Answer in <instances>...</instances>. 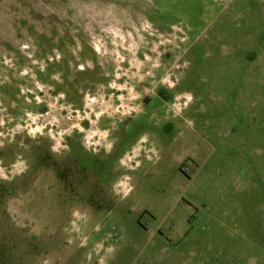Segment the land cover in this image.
<instances>
[{
	"label": "rangeland",
	"instance_id": "1",
	"mask_svg": "<svg viewBox=\"0 0 264 264\" xmlns=\"http://www.w3.org/2000/svg\"><path fill=\"white\" fill-rule=\"evenodd\" d=\"M67 142L0 264H264V0H0V185Z\"/></svg>",
	"mask_w": 264,
	"mask_h": 264
},
{
	"label": "flooded vegetation",
	"instance_id": "2",
	"mask_svg": "<svg viewBox=\"0 0 264 264\" xmlns=\"http://www.w3.org/2000/svg\"><path fill=\"white\" fill-rule=\"evenodd\" d=\"M168 123V122H167ZM168 126H171L166 124ZM172 127V126H171ZM125 133H120V137L118 141H121L122 136ZM43 163L44 167L42 171L36 169V166L33 165V161L29 159V167L28 172L23 176H19L18 178L14 177L12 179V183L9 185H0V192L4 195L15 196L21 192L28 193L30 191H34L35 183L42 175L43 179V188L37 190L38 196H41V200L39 202L43 203L42 206H49L57 202L58 197L63 192H71L75 191V183L73 184L72 174H76L79 166L88 165L85 161H83L82 156L90 157V165L97 167L98 160L96 153H93L90 150H85L81 146H76L73 144H68L63 147L62 151L55 152L54 150L43 151ZM78 168V169H77ZM72 180V183H71ZM120 184H116L115 187H119ZM8 187V188H7ZM42 191V192H41ZM120 192V191H119ZM2 208L3 215H0V227H13L17 228V224L14 220L8 216L7 209L5 208L7 199L2 198ZM41 206V207H42ZM2 208H0L2 210ZM6 212V213H5Z\"/></svg>",
	"mask_w": 264,
	"mask_h": 264
},
{
	"label": "clouds",
	"instance_id": "3",
	"mask_svg": "<svg viewBox=\"0 0 264 264\" xmlns=\"http://www.w3.org/2000/svg\"><path fill=\"white\" fill-rule=\"evenodd\" d=\"M0 174H2V173H0Z\"/></svg>",
	"mask_w": 264,
	"mask_h": 264
}]
</instances>
